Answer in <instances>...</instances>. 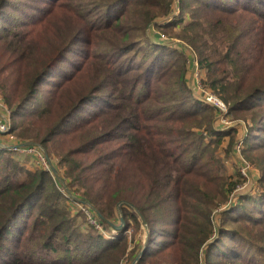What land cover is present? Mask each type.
<instances>
[{
	"label": "trees",
	"instance_id": "obj_1",
	"mask_svg": "<svg viewBox=\"0 0 264 264\" xmlns=\"http://www.w3.org/2000/svg\"><path fill=\"white\" fill-rule=\"evenodd\" d=\"M40 1L31 21L59 17L46 42L0 0V96L65 184L0 146V264H264V0ZM241 161L254 185L235 195Z\"/></svg>",
	"mask_w": 264,
	"mask_h": 264
},
{
	"label": "rangeland",
	"instance_id": "obj_2",
	"mask_svg": "<svg viewBox=\"0 0 264 264\" xmlns=\"http://www.w3.org/2000/svg\"><path fill=\"white\" fill-rule=\"evenodd\" d=\"M92 1L93 0H84V2H87V3L88 2H92ZM176 1H178V0H176ZM21 3H22L21 8H19V11L15 14V20L16 21L17 20H24L26 22H30L29 25H27V26H29V27L33 26L34 27V29L37 31L36 32L37 39L40 40V41H44V42L48 41L49 32L54 34V31L56 30V26H57V22H58L59 17L52 15L48 19L45 18L44 22L42 24H41V22L38 23V19L36 21H31L29 19L28 15H31V14L32 15H36L37 12H34L33 8H35L36 6L41 5L42 2L40 0H21ZM43 5H44L43 8H45V9L42 12V15L44 14L45 10L47 9L46 8V3H43ZM160 21H162V19L158 20V22H160ZM32 22H33V24H31ZM158 31L161 32V34L164 35L163 38L161 39V41H163V42H171V43H178V44H176V47L178 48V50L182 49V51H184V56H185V59H186V62L188 64V66H189L188 67L189 68V72H188V75H187L189 77V80H190L188 82L189 86H193V88L196 89V91H200L201 95L207 100V102L211 103L212 105H214L213 101L211 102L210 100L207 99V95L208 94L215 95V94H213L212 92H209V91H208L207 94L203 93V91H205L207 89L205 87H203V85H201V83H200V79L202 78L203 73L198 68L197 55H195V53L192 51V48L189 45H188L189 47L188 46H186V47L182 46L181 42H183V41H180V39L177 38L174 35H169L166 32H164L160 28V26H157L155 24V22H154V26L150 25V28H149V32H150L149 36L152 38V40L158 39V36H156L159 33ZM58 32L63 33L61 30L58 31ZM162 32H164V33H162ZM57 36L58 35H55V38L53 39V43H52L53 45L52 46H54L56 44ZM194 59L196 60V64L193 62ZM215 97H216V95H215ZM0 100L2 101L1 96H0ZM3 104L5 105L6 110H3L2 107L0 106V113L3 112L4 116L8 119L9 128H8V130L5 133L0 132V146H3L4 148H8V149L14 150V151L18 150L16 152L19 153L18 154L19 155L18 159L20 161L27 160V156L30 157L31 161L27 163V165H26L27 167H31V166H34V165H44L43 163H45V162H43L41 159H42L43 156L46 158V155H45V152L42 150V148L38 144H36L34 142H29V145H27L28 148H25V146H22V145L19 146L18 145L19 143L17 144L15 142L14 137L9 132L10 131V127H11L10 110H9V108L7 107V105L4 102H2V105ZM80 110H82V109H80ZM76 117L77 116H74L73 119H76ZM227 121L229 122V120H227ZM221 122L223 123V121H221ZM235 123H239V122L234 121V123L230 122L229 124H235ZM229 124H227V125H229ZM224 145H226V144H224ZM52 164H54V162ZM226 165H227V173L229 175L237 174L236 159H235V161L233 159L232 161L226 162ZM239 167H240V165H239ZM56 170H57V172H58V174H59V176L61 178V183L65 184L63 182V179H62L60 173H59V170L57 168H56ZM50 172L52 173L51 170H50ZM250 172L251 173L248 174V177H247V180H246V182H247L246 186L243 189H241L239 191H236L233 194L236 195L239 192H244L247 189L252 188V186L254 184H253V181H252V176H250V174H253L252 172H256V171L254 169L252 170L250 168ZM52 175H53V177L55 179H57V177L54 174H52ZM255 175H256V173H255ZM117 213H118V211H117ZM118 216H119V214H118ZM115 224L117 226L121 225L120 216H119V219L116 221ZM116 225H115V228H116ZM147 230H148V227H147ZM112 231H114L113 227L111 228V232ZM139 235L141 236V240L143 242H145L146 239L148 238V232L147 233L145 232V228H144L143 222H142V229H141V232L139 233ZM132 259L129 260V261L124 259L121 264H131V262L134 260V259L133 260Z\"/></svg>",
	"mask_w": 264,
	"mask_h": 264
},
{
	"label": "built area",
	"instance_id": "obj_3",
	"mask_svg": "<svg viewBox=\"0 0 264 264\" xmlns=\"http://www.w3.org/2000/svg\"><path fill=\"white\" fill-rule=\"evenodd\" d=\"M158 33V32H157ZM159 34V38L162 39L163 38V34L161 33H158ZM193 54V53H192ZM195 64H196V60L194 59L193 61ZM204 94H207L208 91L205 90L203 91ZM207 99L210 100L211 102L213 101L214 103V106L217 107V109L220 111V114H221V117L226 113V106L225 104L217 97H215V95H211V94H208L207 95ZM0 106L2 107L3 110H6V107L5 105L3 104L2 105V101L0 100ZM227 122V121H226ZM9 128V122H8V119L4 116L3 112L0 113V132H3L5 133ZM14 146V145H13ZM25 148H28V146H25ZM236 151L239 152L240 151V144L238 143L236 145ZM44 164L45 167H48L49 168V164L46 160V158L43 156L42 159H41ZM47 163V164H46ZM48 165V166H47ZM240 172L242 175L248 177V174L250 172V168H249V165L243 161H241V164H240ZM247 182L244 181L242 184L238 185L235 189H234V193L236 191H239L241 189H243L245 186H246ZM82 208L85 210L86 214H87V217H88V220L90 223L94 224L95 227L101 229V226L97 223L96 219L93 217L92 215V207L91 206H86V207H83Z\"/></svg>",
	"mask_w": 264,
	"mask_h": 264
},
{
	"label": "water",
	"instance_id": "obj_4",
	"mask_svg": "<svg viewBox=\"0 0 264 264\" xmlns=\"http://www.w3.org/2000/svg\"><path fill=\"white\" fill-rule=\"evenodd\" d=\"M18 145H19V146H21V145H22V146H27V145H29V142H23V143H20V144H18ZM46 160H47V162H48V164H49V169L52 171V174H54V175L57 177V179H58L59 181H61V178H60V176H59V174H58V172H57V170H56V167L52 164V162L49 160V158L47 157V155H46ZM122 203H123V201H119V202L117 203V211H118V214H119V216H120L121 225H120V226H116V228H121L122 223H123L122 213H121V209H120ZM142 222H143V225H144V228H145V232L147 233L148 230H147L146 223H145V221H144L143 219H142ZM139 255H140V253L134 258V260L131 262V264H135V262L137 261Z\"/></svg>",
	"mask_w": 264,
	"mask_h": 264
}]
</instances>
